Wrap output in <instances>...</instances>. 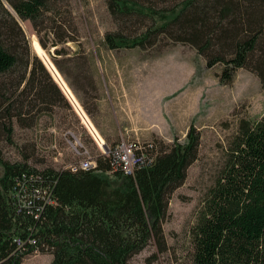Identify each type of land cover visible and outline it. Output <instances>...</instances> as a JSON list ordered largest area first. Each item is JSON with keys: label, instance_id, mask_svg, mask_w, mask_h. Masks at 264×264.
<instances>
[{"label": "trees", "instance_id": "trees-1", "mask_svg": "<svg viewBox=\"0 0 264 264\" xmlns=\"http://www.w3.org/2000/svg\"><path fill=\"white\" fill-rule=\"evenodd\" d=\"M107 9L129 28L105 35L110 51H144L162 40L181 44L207 68L222 67V84L244 69L264 86V0H108ZM17 18L32 24L43 49L58 47L70 29L80 38L71 0H0V76L21 71L24 91L39 84L36 101L52 103L59 90L40 78L50 76L37 56L22 57L26 39ZM91 84L90 97L97 92ZM15 97L0 92V117L13 110L23 116L22 95ZM4 130L12 141L13 127ZM200 147L193 126L184 144L155 155L154 144L145 143L131 175L113 155L90 154L96 167L89 170L38 171L6 160L0 150V264H22L39 252L53 257L50 264H130L153 241L164 251L168 200L185 183ZM191 234L190 264H264V114L240 121Z\"/></svg>", "mask_w": 264, "mask_h": 264}, {"label": "rangeland", "instance_id": "rangeland-1", "mask_svg": "<svg viewBox=\"0 0 264 264\" xmlns=\"http://www.w3.org/2000/svg\"><path fill=\"white\" fill-rule=\"evenodd\" d=\"M180 1L172 0V5ZM71 3L80 38L70 29L67 43L48 50L41 47L32 24L17 18L26 39L22 57L27 52L37 56L50 76L40 74V78L60 92L54 102L43 105L34 96L39 84L24 91L21 71L0 76V92H13L15 99L22 95L23 101V116L11 110V116L0 117V150L12 163H27L38 171H62L85 160L81 145L94 158L102 153L92 133L109 147L123 140L153 143L155 155L162 148L184 144L190 128L195 127L201 136L199 158L189 167L185 183L168 200L163 223L165 249L160 250L153 241L130 263L190 264L191 233L198 214L224 168L240 121L264 114V86L244 69L236 72L232 84H222L217 77L222 67L207 68L194 49L181 44L162 40L144 51H110L104 46L105 35L129 28L115 22L107 9L108 0ZM91 83L97 92L90 97L85 91ZM70 95L77 100L76 107ZM9 125L14 129L12 141L4 130ZM52 259L49 253L39 252L26 256L22 264H50Z\"/></svg>", "mask_w": 264, "mask_h": 264}, {"label": "built area", "instance_id": "built-area-1", "mask_svg": "<svg viewBox=\"0 0 264 264\" xmlns=\"http://www.w3.org/2000/svg\"><path fill=\"white\" fill-rule=\"evenodd\" d=\"M62 85V84H61ZM65 90V88L63 87ZM67 93V92H66ZM72 100H70L74 107L75 103L77 102L76 99L73 98V96L70 95ZM81 109V108H80ZM82 110V109H81ZM78 112V111H77ZM83 112V110H82ZM94 139L96 140L97 144L100 146V148H103L102 154L105 156H111L113 155L121 164L123 170L127 175H131L134 172V168L136 164L138 163V155L137 152L139 150L142 151V145L135 143V142H125L124 140L121 141L120 144H118L113 150L108 146L105 145L103 141L99 142L98 138L93 134ZM106 148V149H105ZM81 157H85V160L81 161L79 165L71 167L73 171H77L78 169L82 170H89L94 167H96V163L94 159L90 156V154L87 151H84L83 146L81 145Z\"/></svg>", "mask_w": 264, "mask_h": 264}, {"label": "crops", "instance_id": "crops-1", "mask_svg": "<svg viewBox=\"0 0 264 264\" xmlns=\"http://www.w3.org/2000/svg\"><path fill=\"white\" fill-rule=\"evenodd\" d=\"M98 128H99V126H98ZM93 129L98 133V131L94 128V126H93ZM100 131H101L102 135H103L105 138H108L107 133H105V132L102 131V130H100ZM98 136L101 138V136H100L99 133H98Z\"/></svg>", "mask_w": 264, "mask_h": 264}, {"label": "water", "instance_id": "water-1", "mask_svg": "<svg viewBox=\"0 0 264 264\" xmlns=\"http://www.w3.org/2000/svg\"><path fill=\"white\" fill-rule=\"evenodd\" d=\"M12 13H13V11H12ZM106 149V148H105Z\"/></svg>", "mask_w": 264, "mask_h": 264}]
</instances>
